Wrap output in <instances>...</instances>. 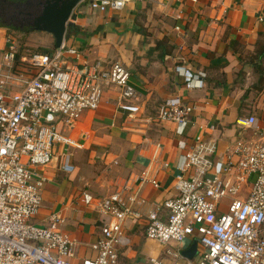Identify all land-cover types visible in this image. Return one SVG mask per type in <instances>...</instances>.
Instances as JSON below:
<instances>
[{
    "label": "crops",
    "instance_id": "0c3cea01",
    "mask_svg": "<svg viewBox=\"0 0 264 264\" xmlns=\"http://www.w3.org/2000/svg\"><path fill=\"white\" fill-rule=\"evenodd\" d=\"M74 14L70 27L79 33L69 27L65 43L89 63L124 66L137 92L136 100L122 101L120 90L105 88L98 109L62 131L78 148L57 146L51 163L41 169L46 182L31 221L45 225L51 214L61 215V229L75 243L72 263L81 264V259L94 257L91 245L101 237L103 221L83 204V192L96 199L124 185L134 192L147 172L158 187L145 183L140 188L145 204L139 210L146 214L175 195L180 143L192 146L196 137L214 140L218 155L224 156L250 135L237 125L241 118L264 119V53L257 56L264 52V0H133L116 14H99L81 3ZM4 26L0 50L9 37L20 52ZM45 35L43 46L51 51L54 40ZM180 70L203 73L202 87L186 89ZM175 97L194 106L190 122L181 129L157 120L162 103ZM64 162L68 170L62 168ZM144 225L145 220L124 224L118 264H148V258L161 255L162 246L145 238ZM191 243L183 241L181 250Z\"/></svg>",
    "mask_w": 264,
    "mask_h": 264
},
{
    "label": "built area",
    "instance_id": "2783aa9c",
    "mask_svg": "<svg viewBox=\"0 0 264 264\" xmlns=\"http://www.w3.org/2000/svg\"><path fill=\"white\" fill-rule=\"evenodd\" d=\"M131 1L81 3L99 14H116ZM0 52V264H73L75 243L61 229L64 218L53 213L45 225L31 221L46 182L41 169L51 163L57 146L78 148L62 131L97 110L105 88L120 90L122 101L136 100L137 92L124 66L89 63L65 41L50 52L21 55L8 37ZM178 73L186 89L202 87L203 73ZM193 110L180 98H170L159 107L157 120L181 129ZM237 125L250 135L224 156L218 155L214 140L196 137L192 146L180 143L175 195L146 214L139 210L145 204L140 188L145 183L158 187L147 172L134 192L126 185L102 199L83 192V204L103 221L101 237L91 245L94 257L81 264H118L124 224L142 220L145 238L162 246L161 255L148 258V264H264V119L258 122L251 115ZM62 168L69 167L64 162ZM186 240L196 242L191 260L180 248Z\"/></svg>",
    "mask_w": 264,
    "mask_h": 264
},
{
    "label": "rangeland",
    "instance_id": "374dc122",
    "mask_svg": "<svg viewBox=\"0 0 264 264\" xmlns=\"http://www.w3.org/2000/svg\"><path fill=\"white\" fill-rule=\"evenodd\" d=\"M42 1L43 0H21L20 4L18 3L19 5L15 4L13 5L15 6L14 9H11V3L7 2V0H0V24L5 25L4 27L9 26L10 30H8V33L13 38H16L19 50L23 55L29 53H41L44 51L45 53L50 52L46 51L49 47H46V45L43 46V40L46 37L45 33L38 31L35 32L34 30L30 31V26L21 22V19H27L30 15L32 17L38 15L40 6L38 7L37 3ZM11 13L14 15L12 16ZM10 21H12V23ZM4 22L6 24H4ZM220 204L224 206L221 209L225 211V206L228 204V200H221Z\"/></svg>",
    "mask_w": 264,
    "mask_h": 264
},
{
    "label": "water",
    "instance_id": "95a60500",
    "mask_svg": "<svg viewBox=\"0 0 264 264\" xmlns=\"http://www.w3.org/2000/svg\"><path fill=\"white\" fill-rule=\"evenodd\" d=\"M82 0H44L39 3L40 12L37 16L27 21L34 31L43 32L52 36L54 47L59 48L65 40L67 29L71 25V18L75 17L74 11ZM196 254V242L182 252V255L191 260Z\"/></svg>",
    "mask_w": 264,
    "mask_h": 264
},
{
    "label": "trees",
    "instance_id": "16d2710c",
    "mask_svg": "<svg viewBox=\"0 0 264 264\" xmlns=\"http://www.w3.org/2000/svg\"><path fill=\"white\" fill-rule=\"evenodd\" d=\"M7 2H9V3H11V4H14V3L17 2V0H7ZM0 27H2V26L0 25ZM69 30H70V32H74L75 34L79 33L78 28H76V26H73V25L70 27ZM260 50H264V45L261 47ZM41 53H44V52H41ZM263 53H264V52L259 53V54L257 55V56H259L258 58L262 57Z\"/></svg>",
    "mask_w": 264,
    "mask_h": 264
},
{
    "label": "flooded vegetation",
    "instance_id": "af4514ba",
    "mask_svg": "<svg viewBox=\"0 0 264 264\" xmlns=\"http://www.w3.org/2000/svg\"><path fill=\"white\" fill-rule=\"evenodd\" d=\"M20 1H21V0H17V2H16V3H17V4H18V3L20 4ZM19 4H18V5H19ZM32 18H33L32 16H31V17H30V16H28V18H27V19H24V18H23V19H21V22H22V23H24L25 25H27V26H28L29 24L27 23V21H30V22H31V19H32Z\"/></svg>",
    "mask_w": 264,
    "mask_h": 264
}]
</instances>
